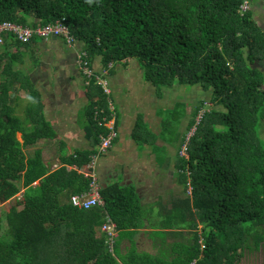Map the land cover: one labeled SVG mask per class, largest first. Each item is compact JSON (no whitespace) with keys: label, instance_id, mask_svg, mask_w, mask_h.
<instances>
[{"label":"trees","instance_id":"1","mask_svg":"<svg viewBox=\"0 0 264 264\" xmlns=\"http://www.w3.org/2000/svg\"><path fill=\"white\" fill-rule=\"evenodd\" d=\"M245 1L0 0V24L61 22L73 44L85 45L78 63L87 82L83 127L90 143L89 149L60 143L55 171L42 149L26 155L58 136L45 117L43 94L15 69L24 49L44 39L22 43L7 32L0 44V264H243L264 253V29L250 7L243 13ZM97 57L107 71L137 60L145 82L159 90L180 85L211 92L210 106L199 100L191 107L181 140L176 131L189 105L159 112L165 116L161 139L179 145L175 168L187 197L171 194V207L154 224L134 186L101 187L103 207L72 205L73 196L90 190L85 168L109 133L99 121L115 117L118 132V110L94 72ZM21 91L28 93L22 120L15 116ZM132 137L139 145L158 140L143 117ZM109 221L118 232L113 251L102 230ZM143 233L160 253L136 246Z\"/></svg>","mask_w":264,"mask_h":264},{"label":"crops","instance_id":"2","mask_svg":"<svg viewBox=\"0 0 264 264\" xmlns=\"http://www.w3.org/2000/svg\"><path fill=\"white\" fill-rule=\"evenodd\" d=\"M84 49L85 45L82 42H77L73 46H69L60 38H53L47 41L39 40L31 45L30 50L24 49L26 55L30 54V56H32V62H29L27 57H25L24 62L15 65L16 70L25 72L29 75L30 81L36 87H50L52 82H54L53 85L59 84L64 87L57 95L54 89L53 94H50L49 100L48 98H46V100L43 96L45 102V117L58 135L54 140L44 141H54V145L64 142L69 149L90 148V143L85 137V130L83 127L85 125L83 123L84 114L88 104V99L85 97L87 82L82 77L81 67L79 66L78 60H76V57H79ZM14 51L15 49H10L9 53L12 54ZM123 63L129 65L130 62H127V64L125 62ZM72 86H79L82 90V94L77 92L78 89H76V87H74V89H76L74 94L73 91L72 93L65 94L67 89H70ZM40 91L42 93L41 89ZM164 98L165 97L162 96V98L159 99ZM138 102L143 106L135 109L133 118H129L132 108L126 109L122 106L121 111L116 108L119 113L117 139H115L112 147L107 153L101 157L103 159L100 167L99 183L102 188H105L111 185L112 179L116 178V181H118L116 183L121 186L136 187L142 200V205L152 206L153 203L148 201L149 199L147 198L149 195L148 193L151 191L150 188H148V183L152 186H157L159 191H164L166 188H169L167 190L168 194L176 193L179 190L178 186L181 184L176 174L175 160L170 161L169 159L162 158L160 155L162 152L160 150L168 148L169 153H173L175 157H177L179 145L176 142L173 144L174 146H171L172 144L164 142L160 137L165 116L159 112L164 109L159 111L149 110L148 104L146 103L148 101H146L142 94ZM25 104L27 105V102H25ZM21 105L22 103H20V107H22ZM26 105L23 106L25 107L24 111L27 110ZM139 109L144 110L139 111ZM188 116L189 114L186 115V118ZM139 117L144 118V121L149 125L152 133L158 137L155 145H153V142H148L153 148L145 146L144 148L146 149H143L140 154L137 152V145L139 144L134 141L132 137ZM186 118L180 125L183 133L186 131H184V121L187 120ZM112 120L113 118L109 121ZM187 122L189 124V120H187ZM56 147H59V145H56ZM59 154L60 152L55 155L56 159L53 162L54 164H52V166H54L52 171H55L61 166ZM118 165L120 166V171L117 169ZM121 177L122 182L120 183ZM150 194H153L152 191ZM155 197L160 198L162 195L157 193Z\"/></svg>","mask_w":264,"mask_h":264},{"label":"rangeland","instance_id":"3","mask_svg":"<svg viewBox=\"0 0 264 264\" xmlns=\"http://www.w3.org/2000/svg\"><path fill=\"white\" fill-rule=\"evenodd\" d=\"M250 8L252 9L253 12V16L255 21L259 24V26L261 28L264 29V0H252V4L250 5ZM27 50H30L27 49ZM84 52V51H83ZM25 55L23 56L22 62H24L25 57H27V59L29 60V62H32V56H30V54L24 53ZM83 53L81 52L80 55H82ZM79 55V56H80ZM78 60V56L76 57ZM129 65H125L124 63H116L114 65V69L112 70L111 66L110 69L107 70H102V61L101 58L97 57L94 61V72H96V74L98 75L97 77V81L98 84H100L102 87H104L105 85H107L108 89L111 92L110 95V99L111 101L114 103L115 107L121 111L122 106L125 107L126 109H131V113L129 115V118H133V114L134 111L137 107L143 106L142 104H139V99H140V95L142 94L144 96V98L146 99V102L148 104L149 110H166L167 108L172 109L174 108V106L176 105V103L178 102H183V103H187L189 106H187L189 109L187 110L189 114V116L186 118L187 120H190V118L192 117V109L191 107L195 106L197 104V102L199 100L205 101L207 106H210L211 104V92H205L203 89H201L200 87L198 88H192L189 86H180V85H175L172 88H168V87H164L162 89H158L153 87L151 84L145 82L144 80V71L141 69V66L139 64V62L136 61H129ZM136 62V63H135ZM260 68L262 69V71L264 72V62H262L260 64ZM2 79V78H1ZM85 83V82H84ZM54 82H52V85H50V87L47 86H35L36 88H38L39 90H42V94L43 96L46 98H48V100L50 99V94H53V91L55 89L56 91V95L60 93L61 90L64 89L63 86L58 85H53ZM86 85V84H85ZM74 87H76V89H78L77 92L81 93V88H79V86H72L70 89H67V91L65 92V94L67 93H72L73 94L76 92V89H74ZM49 88V89H48ZM71 90V91H70ZM82 94V93H81ZM19 97H21L22 100H19V104L17 105V110L15 111V116L17 115L18 118H20L21 120L23 118H25L26 115V111H24L23 107L25 104V102H28L27 98H28V93L25 91H21L18 93ZM164 96V99H159L162 98L161 96ZM83 96V95H82ZM71 97V96H70ZM86 97V95H85ZM47 100V99H46ZM25 101V102H23ZM20 103H22V107H20ZM140 110H144V109H139ZM203 113L200 115L202 116ZM201 119V117H198V121ZM187 120L184 121V130H187L188 128V122ZM171 128L174 129L175 127L172 126L171 124ZM195 128L192 129L191 133L188 134L189 136H191L194 132ZM177 134V139L178 138H182L183 137V130L182 127H179L176 131ZM187 135V136H188ZM18 139L19 141L23 142L22 139V135L18 134ZM56 145L59 147H56ZM145 146H148L149 148H153L150 144L146 143L143 145H137V152L140 154L142 152ZM174 146V145H171ZM37 149H42L43 153H44V161L48 164L51 165L49 166V168L51 169V171L54 169V166H52V164H54L53 162L55 161V155H57L60 152V144L56 143L54 145V141H40L38 144H36L33 147H30L28 149L25 150L26 155L28 157L34 156V153ZM160 154V151H159ZM161 157L162 158H166L169 159L170 161L175 160V165L177 162V157H175V154L173 153H169L168 148L165 150H162L161 152ZM101 159V160H100ZM103 158H99L96 161V174L98 176L99 182H100V167H101V162H102ZM52 162V163H51ZM60 166V165H59ZM58 166V167H59ZM120 166H117V169L119 170ZM120 171V170H119ZM177 171V170H176ZM179 177L178 172L176 173ZM118 181H116L115 179H112V183H116ZM122 182V177L120 179V183ZM111 183V184H112ZM179 185V184H178ZM179 190L176 193H172V194H176V199L179 198L178 196L181 197H187V195H184V186L183 185H179ZM148 188H150V190L152 191L153 194H150V192L148 193V201H151V203H153L152 206H145V211L148 213V215L151 218V222L154 224L157 220H159V215H161L160 213L163 211V208H170V201L172 200V196L171 194H168V189L166 188L164 191H159V188L157 186H152L148 183ZM162 192V193H161ZM88 193V192H86ZM83 193V194H86ZM157 193H160L162 195V197H155L157 195ZM83 194H79L83 195ZM78 196V195H77ZM160 202V203H158ZM73 205V203H72ZM105 205L104 201L101 205L98 206H92L90 209L94 208V207H103ZM74 206V205H73ZM75 207V206H74ZM1 208V205H0ZM77 209L80 210H90V209H85V208H79L76 207ZM1 211V210H0ZM157 226H155L156 229ZM199 230H201V227L199 228ZM146 229H144L142 232H145ZM192 235L187 232L186 233V237L189 238ZM151 240V239H150ZM139 242V241H137ZM159 242V241H158ZM151 245L150 246H140L139 243H137V247L142 250V251H148V252H153L154 254L156 253H160V249L154 245L152 242H150ZM170 243H172V241H168L167 245L169 246L168 248H170ZM129 245V243L127 242H123V246L125 245ZM161 246L162 243L159 242L158 246ZM263 251V250H262ZM262 251H258L257 255H255V259L253 260H243V264H264V253ZM257 257V258H256ZM253 261V262H252ZM252 262V263H251Z\"/></svg>","mask_w":264,"mask_h":264},{"label":"built area","instance_id":"4","mask_svg":"<svg viewBox=\"0 0 264 264\" xmlns=\"http://www.w3.org/2000/svg\"><path fill=\"white\" fill-rule=\"evenodd\" d=\"M250 7L249 0L244 2L242 6L243 13L246 12ZM7 32H13L18 36V39L22 41V43L29 42L34 36H40L44 40H49L52 38H62L69 46L74 45V37L70 34V30L66 25H63L61 22H57L53 25L48 26H22L13 23H3L0 24V44L3 43V36ZM83 55V54H82ZM81 55L79 56V58ZM86 74L91 75V71L89 69L84 70ZM108 85V84H107ZM107 85L104 86L105 92L110 95L111 92L108 89ZM114 107L111 103V110ZM98 119V117L96 116ZM98 121V120H97ZM103 122V123H102ZM99 121V125H105L107 129H109V133L106 136L101 137V146L99 149L98 155L94 156V161L85 168L86 176L92 179L90 184V190L88 193L83 195H76L72 198V203L75 207L90 209L92 206H98L103 203V199L100 194L101 185L99 183V179L97 174L95 173L96 169V161L100 157V155L107 153V151L112 147L115 139L117 138V133L115 129V117H113L112 121H108L103 119V121ZM186 148H183L181 151V156H185ZM103 233L107 234V243L110 245V250L113 251L114 241L118 236L117 227L112 222L109 221L106 225L103 226Z\"/></svg>","mask_w":264,"mask_h":264},{"label":"flooded vegetation","instance_id":"5","mask_svg":"<svg viewBox=\"0 0 264 264\" xmlns=\"http://www.w3.org/2000/svg\"><path fill=\"white\" fill-rule=\"evenodd\" d=\"M137 241H139V242H137V243H139V245L142 247V246H150L151 245V243L150 242H154L153 240H150V238L149 237H147V235L146 234H144L143 233V235L142 236H139L138 237V240ZM137 243H136V245H137Z\"/></svg>","mask_w":264,"mask_h":264},{"label":"bare ground","instance_id":"6","mask_svg":"<svg viewBox=\"0 0 264 264\" xmlns=\"http://www.w3.org/2000/svg\"><path fill=\"white\" fill-rule=\"evenodd\" d=\"M105 117V116H104ZM108 120H110V119H108ZM116 125V124H115ZM116 127V126H115Z\"/></svg>","mask_w":264,"mask_h":264},{"label":"clouds","instance_id":"7","mask_svg":"<svg viewBox=\"0 0 264 264\" xmlns=\"http://www.w3.org/2000/svg\"><path fill=\"white\" fill-rule=\"evenodd\" d=\"M110 95H111V94H110ZM110 95H109V96H110ZM110 101H111V99H110ZM111 102H112V101H111Z\"/></svg>","mask_w":264,"mask_h":264}]
</instances>
